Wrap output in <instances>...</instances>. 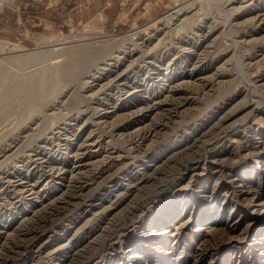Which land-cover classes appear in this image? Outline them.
<instances>
[{"label": "bare ground", "instance_id": "6f19581e", "mask_svg": "<svg viewBox=\"0 0 264 264\" xmlns=\"http://www.w3.org/2000/svg\"><path fill=\"white\" fill-rule=\"evenodd\" d=\"M2 1L4 0H0V2ZM220 1H223V3H221L217 14H222L221 16L225 17L224 23L214 21L207 12L198 14V8L208 9L204 7L203 3H199L198 0H191V2L188 0H173L172 9L169 12L153 20L145 27L125 36L122 44H113L114 46L110 50L108 45H106L109 43L105 42L100 36L98 42H102L104 46L92 47L94 51L90 49V52L84 51L86 54L73 57L74 53L67 59L64 58L65 60L63 61L55 58V61H49L45 65L46 67L44 66V68L31 74L22 75L21 79L30 77V75L32 77L37 76L34 82L37 84L30 88L33 91V95L30 96L27 93L30 96L28 102L30 105H40V103L43 105L45 103L40 102L42 90L39 86L42 87L48 72L52 71L55 74L54 71L57 70L59 75L62 73L61 75L68 77L66 80L70 82V85L68 84L70 87L66 89L67 84H65L64 87L66 88L61 93L60 101H52L50 109H45L39 113H37L38 111L35 107L37 112L30 110L32 115L38 114V116H41L43 112L46 118L42 116V118H28L30 120L28 124L26 123L27 125L25 124V126L17 130L18 132L15 134L4 135L5 142H0V216L4 214L10 216L8 218L10 221L6 220L5 223L0 221V264H10L24 248H27V245L40 239L44 230L55 224V221L59 220L62 215L78 206L79 203H85L91 191L94 190L93 188H100L103 183L109 180L121 168V163L124 165V162L135 159L138 154L146 153L151 144L157 142L170 126L172 127L178 121V118L184 119L185 115H193L201 98H199V94L208 96L216 87L227 82L231 83L232 79H234V83L239 80V83L242 82L240 87L237 84L234 87L237 91L236 95L243 93L246 98L242 99L241 103L238 102L237 105H233L229 110L221 108L216 121L208 124L207 130H203L190 144L188 142L189 145L173 157L175 158L173 163L177 161L179 165L177 173L179 175L189 176V180L186 183L187 188L192 189L196 185L194 183L197 179L202 175H206L202 179L203 186H199L202 192L214 194L217 190H224L223 194H219L218 202L220 206L218 208L222 209V206L230 205L231 209L228 210L226 220H220L218 223L214 222L217 225L215 228L206 227L204 234L206 232L209 233V231L213 233L231 229V225L238 223L237 213L249 218L247 207L252 208L253 212L262 214L264 211V199L260 197V187L264 186V84L255 69L264 60V35L262 34L263 38L259 36L264 32V6H256V0ZM237 4L238 6H236ZM247 13L252 16L238 22ZM230 16L231 18H229ZM238 27H241L243 31L240 32ZM231 30L233 31L230 33L235 36L231 34L232 38L230 39L228 37L230 33L228 34V32ZM235 38H238V40ZM221 40L225 41L221 42ZM49 42L51 43H48V46L43 47L45 51L48 50L53 53L62 48H59L60 44L53 43L52 40H49ZM216 44L222 48L217 50ZM244 44L251 45L252 48H254L252 45L260 46L256 54L246 58L247 62H244L243 58L238 56ZM48 47L50 49H47ZM243 52L240 53L244 55ZM104 55L107 58L103 62L94 63L95 59L97 60ZM181 55H186L189 59L188 67L180 72L181 77L179 80L171 82L168 80L167 83L160 84L162 85L160 91L153 97H143L141 88L143 86L146 87L149 82L158 83L162 81L164 73L173 68L176 60ZM242 70H250L252 72L250 74L248 72L243 73ZM233 71L236 72L233 73ZM141 73H144L143 79L138 76ZM9 74L6 72V75ZM52 82L54 83L55 80ZM71 82H75V84L71 86ZM79 84L81 86H78ZM50 93L52 95V92ZM49 94L47 93L46 95ZM56 94L55 96H57ZM75 94L91 103L95 100L99 102V99L107 100L103 104L104 110L101 109L99 112L102 113L103 118L113 120L111 121L112 123H107L102 118H97L99 119L95 122L97 132L99 133L104 128L103 126L109 127L108 132H113L114 130L120 138L127 137L128 146L126 145V147L124 146L125 148L122 147L120 149L109 148L110 146L108 147L104 144L105 141L103 142L101 138L102 141L99 139L100 135L98 136L96 131L88 130L90 132L86 135L83 134L84 123H81L78 117H64L66 121L60 117L59 120L62 122L56 119L53 115H56L57 112L61 113L64 104L76 96ZM230 94L232 93L230 92ZM51 95L50 97H53ZM222 97L224 98L225 96ZM49 102L44 104V107L45 105L48 106ZM207 102L205 103L207 104ZM77 105L78 103L76 107ZM28 107L34 109L32 106L28 105ZM87 108L85 107L87 111L93 114L97 113L96 109ZM62 110L64 111V109ZM76 110L81 111L79 109ZM78 111L76 113H80ZM196 111L198 110L196 109ZM71 112L70 110L67 111L69 114ZM57 118L59 117L57 116ZM47 119H50L51 123L54 121L57 123L56 120H58L63 126L55 127L56 130H52L51 126L54 127L55 125L53 123L50 126L49 123V133H46L45 131L48 129H45L44 132L46 134L42 136L40 135L41 133H37L38 127L41 124L43 125ZM102 123L105 124L103 125ZM66 130L78 132V134H75L76 139H73L76 140L75 142L70 143L68 141L69 138L64 133ZM2 131L4 132V130ZM10 132H7V134ZM120 140L122 141V139ZM218 147H221L219 151L216 150ZM55 148L64 149L59 159H53L51 155H48L47 151L50 152L55 150ZM20 152L23 155V160L20 161L21 164L7 168L10 158ZM12 159L15 160L16 158ZM166 160L168 161V159ZM254 160L255 165L252 173L257 177L256 183L253 184L250 179H230L233 168L237 164ZM200 165H202V169H200ZM160 170V166H155L147 169L146 172L136 175L135 179H132L131 183L124 184L126 186L117 194L118 199H116L118 202H115L114 206L105 210L109 211L110 215L113 216L121 208L128 207L133 215L120 233L114 237L116 240L121 237L122 239L107 248L110 252H122L128 246L125 244L128 243L129 238L138 235L137 223L139 219L141 217L145 218L144 215L149 209L161 203L164 204L167 199H175L174 201L176 202L169 204L167 208H160L162 205L159 206L160 209L157 210L155 216L153 215L151 221L153 224L150 226L154 227L157 223H163L169 218L173 220L174 216L172 215L175 213L179 215L177 216L179 218L185 215L186 206L180 199L181 192L184 189L183 186H172L170 187L171 190H168V188L161 187V185H156L154 188L156 190L150 196L141 198V193L145 188L157 180V176L161 174ZM90 172H92V179H88V173ZM96 175L97 177H95ZM93 179L95 180V187L92 185ZM175 183L178 184V180ZM196 198L197 200L194 199L193 205L190 206L192 213L188 214V219L185 220L184 218V222H176L179 225L172 226L174 230L184 228V226H188L192 222L196 213L195 210H197L195 208L199 206L197 203L204 197L199 194ZM172 205H174L173 208ZM92 208H97V206L93 205ZM236 209H239L238 212H235ZM210 219H212V216L209 217ZM174 230L172 232L175 234ZM168 232L170 233V231ZM58 244L59 242H56V244L42 247L40 254L44 253L45 256L55 254L62 247ZM138 247L140 246H136L133 250L135 254L131 256L135 259L140 256L138 254L140 248ZM82 250V248H77L72 253H69L68 260L77 259ZM38 258L37 264L43 257L38 256ZM102 258L103 256L99 259L102 260ZM96 259V257L93 258L88 264H94L98 260Z\"/></svg>", "mask_w": 264, "mask_h": 264}, {"label": "rangeland", "instance_id": "374dc122", "mask_svg": "<svg viewBox=\"0 0 264 264\" xmlns=\"http://www.w3.org/2000/svg\"><path fill=\"white\" fill-rule=\"evenodd\" d=\"M188 1L191 2V0ZM198 1L199 3H203L204 7L208 8H198V14L207 12L209 17L213 18L214 21L224 23L225 17L221 16L222 14H217L219 13V7L223 1ZM256 1V6H264V0ZM172 2L173 0H105L104 9L99 12L101 16L95 13L82 20L75 19L77 13L76 9H83L89 6L87 0H71V2H67L66 0H4L0 2V142L2 143L4 140H6V135L8 136L18 132L17 130L25 126L26 123L28 124L31 118L45 117L43 112L41 113V117L40 115L38 116V114L32 115L31 111L37 110L38 112H36L39 113L45 109H50L52 106V101H60L62 95L61 93L66 88L64 87L65 84H67L66 89L70 87L68 86V84L70 85V82H67L68 80H66L68 77L61 75L62 73L59 75V71L55 70V74L58 72L56 77L52 71L51 72L53 75L47 70L48 75L47 77L45 76L47 79L45 78L43 81L42 87L39 86V88L42 90V95L44 94L43 96L41 95L40 98L43 99L45 96L50 97V92H52L51 96L53 97H48L49 99L45 97L42 101L40 99V102H45L44 104H46L50 101V106L48 105V107L45 105L44 107V104L42 105L41 103L40 105H30L28 102L30 100V96L33 95V91L30 88L37 84L34 83L37 76L32 77L30 75V77L21 79L22 75L31 74L39 69L44 68V66L48 64L49 61H55V58H57L59 61H63L72 56L74 53L75 54L73 57H75V55L79 56L81 54H86L87 51L90 52V49L91 51H94L92 50V47L97 48L99 46H104L102 42H98L100 36H102L101 38H103L105 42L109 43L106 45H108L110 50L113 48L112 46L122 44L125 36L145 27L153 20L160 18L169 12L173 6ZM236 6H238V4ZM243 16L244 17L238 20V22L243 21L245 18L247 19L252 15L247 13ZM226 17L228 16L226 15ZM229 18H231V16ZM238 28L240 32L243 31L241 27ZM232 31L233 30L229 31L228 34ZM231 34L233 35V33H230L229 36L226 34L225 35L231 39ZM262 34L264 35V32L259 36L262 37ZM235 39L238 40V38ZM49 40H52L53 43L60 44L58 47H62L63 51L62 48L59 51H55L53 53H50L48 50L45 51V48L43 47L48 46L51 43ZM222 41L225 40H221V42ZM3 44H5L4 47H2ZM247 46L249 45L244 44V47L240 50L241 53L246 50L243 52L244 55H242L240 52L238 53V56L243 58L244 62H247L248 60L246 58L256 54L260 49V46L257 45H252L254 48H252L251 45L248 48ZM215 47L217 50L222 48L218 44H216ZM47 49H50V47ZM105 56L106 55L100 57L97 60L95 59L94 63L98 64L103 62L104 59L107 58V56ZM188 59L189 57L186 55L179 56L172 68L173 70H167V72H165L162 77V81L158 83L147 82V86H143L141 88L143 90L142 96L151 98L160 91V87L162 86L160 84L167 83L168 80L170 82L179 80L181 77L180 72L188 67ZM258 67L255 70L258 71L259 74H257L262 79L261 82L264 84V60L259 63ZM249 71L244 70L243 73L248 72L250 74L252 71ZM6 72L7 74L10 73L12 76L10 74L6 75ZM235 72L236 71H233V73ZM5 76L6 78H4ZM51 76L52 78H50ZM58 76L61 77L58 78ZM138 76L143 79L144 73H141V75ZM53 80H55L54 83L52 82ZM233 80L234 79H232V81ZM232 81L231 83L227 82L216 87L217 89L215 88L214 91L208 94V96L199 94V98H201L199 100L200 103L198 102L196 107L198 111L195 109L193 115H191L192 117L190 115H185L184 119L178 118V121H176L172 127L170 126V128L160 137L161 139L159 138L157 142L151 144L149 150L146 153L141 155L138 154V157L136 156L135 159H131L129 162H124V165L121 163V168H119V170H117V172L109 180L103 183L100 188L95 187V180L93 179L92 185L95 188H93L94 190L91 191L87 201L85 203H79L81 205L78 204V206H75L62 215V218L60 217L59 220H56L55 224L44 230L43 235L36 241L37 243L34 242L30 245H27V248H24V250L21 251V253H19L10 264H37V260H39L38 256L43 257V259H41L38 264H65L67 262V264H88L95 257L98 260L96 259L97 261L94 264H264V211L261 214L258 212H253L252 208L247 207V215L249 218L242 216L243 214L239 215L237 213L236 216L239 218L238 223L236 225H231V229L213 233L212 231H209V233L206 232V234H204L207 228H215V226L217 227L214 222L218 223L220 220H226L228 210L231 209L230 205L222 206V209L218 208L220 206L218 202L219 194H223L224 190H217L214 194L202 192L200 187L203 186L202 179H204L206 175L200 176L194 183V185H196L192 189L189 187L187 188L186 183L189 180V176L179 175L177 173V168L179 165L177 164V161L173 163V160L175 159L173 157L175 155H177L179 152H182L184 148L187 147V145H189L194 139H196L203 130L206 131L208 124L216 121V118H218V115L221 112V108H225L224 110H229L233 107V105H237L238 102L246 98L244 97L243 93V95H236L237 91L235 87L237 85L240 87L242 82L239 83L240 80L235 81L236 83ZM60 82L64 85H62ZM73 84H75V82H71V86H73ZM78 86L81 85L79 84ZM9 89H11V92ZM230 92L232 94H230ZM47 93L50 94L46 95ZM53 93H57V96H55ZM221 96L225 97H222V99ZM72 99L74 100V104L72 103ZM72 99L64 104V108H62L64 111L61 109V113H63L62 115L60 112V114L57 112L56 115L53 116L58 120L61 117V119L65 121L66 119H64V117L80 118L81 123H84V128L82 129L83 134L86 135L88 132H90L88 130H94V132L96 131V133H98L97 126H95V122L99 120L97 118H102V120L107 121V123L113 120L103 118L101 115L102 113L99 112L101 109L104 110L103 104L107 100L99 99V102L98 100H95L93 103H91L84 98H79L77 95L72 97ZM76 101L78 103L77 107V103H75ZM206 101H208L207 104L210 103L208 104L209 107L205 103ZM28 105L32 106V108L35 107L36 110L35 108L31 109V107H28ZM85 107L94 108L97 110V113L93 114L87 111L88 108L85 109ZM68 110L72 112L69 114L67 113ZM77 111L80 113H76ZM57 116L59 118H57ZM54 117L48 118L52 119ZM47 120L44 122L45 124L43 123V125L41 124L38 127L37 133H41L40 135L42 136L46 133H49V123L50 126L53 125V123L55 125L54 127L51 126L52 130H56V128L63 126L59 122L61 120H56L57 123H55V121L53 122V120V123H51L50 119ZM102 124L104 125L105 123ZM103 127L106 128L107 131L106 129L102 128V130L98 133V136L100 135L99 139L101 138L103 142L105 141L104 144L106 146H110L109 148L113 149L126 147L128 144L127 137L124 136L120 138L117 136V133H115L114 130L113 132H108L109 127ZM45 129L48 130L45 131ZM2 130H4V132ZM7 132L10 133L7 134ZM64 133L65 136L69 138L68 141L70 143L76 141L73 139H76L75 134H78V132L75 130H66ZM112 134L113 136H111ZM107 139L108 141H106ZM120 139H122L123 142ZM221 147H218L216 150L219 151ZM63 151L64 149L55 148V150L47 152L49 156L51 155V158L59 159V157L62 156ZM22 157L23 155L21 152L15 154L14 157L12 156V158H16V161L10 158L9 162L7 160L9 164H7L6 167L11 168L20 165V161L23 160ZM166 159H168L169 162ZM241 164H237L233 168L230 179H250L253 184L256 183L255 181L257 177L252 173L255 160L248 161L247 163L243 162ZM155 166H160L161 169V174L157 176L158 181L156 180L152 185H149L147 188H145V190L141 193V198L150 196L152 192L156 190L154 189L156 185H161V187L168 188V190H171L170 187L172 186H183L184 189L181 192L180 199L186 206L185 210L187 214L185 212V215H183V217L180 216L179 218L177 217L179 215L175 213L172 215L174 216V221L169 218V216V219L165 220L163 223H157L154 227L150 226L153 224L151 223L152 217L153 215H156L157 210L163 207L167 208L169 204L171 205L173 202H176L174 201L175 199H167L164 204L161 203L149 209V211H147V213L144 215L145 218L143 217L144 221L142 217L139 219V222L137 223L139 230L138 235L129 238V241H127L128 243L125 244L128 246L122 252H110V250H107V248H110L114 245V242L116 244V241L118 242L122 239L121 237L116 240L114 237L120 233L121 229L125 227V224L131 220L133 215L129 211L130 208L128 209V207L124 209L121 208L122 210L120 209L117 214H113V216L115 215L114 217L110 215L111 213H109V211L105 210H108L109 207H112L114 204H116L115 202H118L117 194H119L126 186L124 184L131 183L135 179L136 175L141 174V172H146L147 169H151ZM199 167L202 169V165ZM95 177H97V175ZM88 179H92V172L88 173ZM177 180L179 183L176 184V182L174 184V182ZM260 189V197L264 199V186L262 188L260 187ZM199 194L203 195L204 198L197 203L199 206L195 208L197 210H195L196 213L195 216H193L194 218L192 222L189 223L188 226H184V228L182 227L181 229L174 230L172 226H177L179 225L177 224L179 221L184 222L188 219V214L192 213L190 206L193 205L194 199L197 200L196 197L199 196ZM96 203L98 204L96 205ZM93 205L97 206V208H92ZM159 206L161 207L159 208ZM173 206L174 205H172V208ZM238 210L239 209H236L235 212H238ZM6 215L7 214L0 216L1 222L5 223L6 220L10 221V219H8L10 216ZM211 216L212 219L209 220V217ZM184 218L185 220L183 221ZM167 230L170 231V233ZM172 230H174L175 234L172 232ZM44 239L46 240L44 241ZM56 242H59L58 245L62 246L61 249L55 253L56 255L52 254L51 256H45L44 253L40 254L42 247L50 244H56ZM136 246H140L138 247L140 248V251L138 252L140 256L137 259L131 257L135 254L133 253V250L136 248ZM77 248H82V253L78 255L77 259L72 261L68 260L69 253H72ZM101 256H103L102 260L99 259Z\"/></svg>", "mask_w": 264, "mask_h": 264}, {"label": "crops", "instance_id": "0c3cea01", "mask_svg": "<svg viewBox=\"0 0 264 264\" xmlns=\"http://www.w3.org/2000/svg\"><path fill=\"white\" fill-rule=\"evenodd\" d=\"M56 1V0H54ZM67 2H71V0H66ZM87 2L89 3V6L85 7V8H81V9H76L77 13L75 16L76 20H82L85 19L89 16H91L92 14H97L100 15L99 13L102 9H104V5H105V0H87ZM57 3V2H56ZM66 4V2H65Z\"/></svg>", "mask_w": 264, "mask_h": 264}]
</instances>
